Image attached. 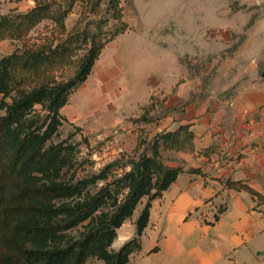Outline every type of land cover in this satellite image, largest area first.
<instances>
[{"label":"trees","instance_id":"obj_1","mask_svg":"<svg viewBox=\"0 0 264 264\" xmlns=\"http://www.w3.org/2000/svg\"><path fill=\"white\" fill-rule=\"evenodd\" d=\"M33 1L25 11L14 8L0 16V42L10 39L18 44L0 58V112L4 111L0 113V264H87L92 258L104 264H129L142 248L152 201L186 170L167 165L162 152H195L192 124L148 139L152 113L164 106V100L152 96L143 107L140 121L145 125L138 126L132 154L121 153L98 172L85 173L88 167L79 159L78 145L69 138L52 139L67 119L61 110L89 78L103 49L131 29L125 20V0ZM104 4L118 26L110 33H87L83 24ZM77 6L81 15L68 29L66 20ZM100 22L107 23L102 18ZM42 23L43 32L33 37ZM260 73L264 75V68ZM38 104L47 111L43 117L35 110ZM213 150L210 146L198 154L210 157ZM187 171L207 176L200 167ZM218 180L225 188L247 191L258 204L264 203V193L247 182ZM144 199L135 236L114 249L118 229Z\"/></svg>","mask_w":264,"mask_h":264},{"label":"crops","instance_id":"obj_2","mask_svg":"<svg viewBox=\"0 0 264 264\" xmlns=\"http://www.w3.org/2000/svg\"><path fill=\"white\" fill-rule=\"evenodd\" d=\"M119 36L106 45L89 78L76 88L75 99L80 106L88 104L97 110L118 98L124 108L137 106L140 101L144 107L154 96L150 90L167 84L175 92L180 85L174 75L179 68L171 74L159 73L144 83V69L134 62L135 57L138 48L146 45L157 51V40L123 42ZM143 91L147 92V98L139 99L138 94ZM167 96L159 99L164 100L163 108L152 114L163 111L162 117L166 116L164 120L170 126L155 134L190 123L196 151L162 152L167 165L186 170L162 197L152 201L142 248L133 253L129 264H264V203L258 204L247 191L225 188L218 180L220 177L243 180L264 193V125L252 119L256 103L241 95L228 111L221 109L212 115L206 109H198L195 114L192 107L181 116L170 117L168 114L178 107L175 103L167 104ZM156 120L155 117L148 124V132ZM210 146L214 147L210 157L198 154ZM192 167L202 168L207 176L188 172ZM145 201L118 229L114 249L135 236L136 220ZM87 264L104 263L92 258Z\"/></svg>","mask_w":264,"mask_h":264},{"label":"rangeland","instance_id":"obj_3","mask_svg":"<svg viewBox=\"0 0 264 264\" xmlns=\"http://www.w3.org/2000/svg\"><path fill=\"white\" fill-rule=\"evenodd\" d=\"M33 5L31 0H0V16L14 8L25 11ZM123 5L131 29L118 39L158 42L157 51L147 45L138 48L134 62L144 69V83L159 73L171 74L179 68L174 74L180 81L175 92L167 84L150 90L158 99L168 95L167 104L177 105V110L168 114L170 117L181 116L192 107L195 114L198 109H206L212 115L221 109L228 111L237 96L247 95L249 101L256 103L252 119L264 125V75L260 73L264 68V0H125ZM102 7V11L91 12L83 24L87 33H110L118 26L107 5ZM80 15L81 8L77 6L66 20L68 29L74 27ZM101 18L107 23H101ZM43 30L44 23L32 33L33 37ZM17 46L10 39L1 41L0 58ZM72 72L68 69L67 74ZM76 93L77 89L61 110L67 119L52 141L69 138V142L77 144L79 159L88 167L85 173L90 169L98 172L121 153L132 154L138 126L145 125L140 121L143 103L124 108L115 98L92 110L88 104L77 103ZM128 98L132 100L133 96ZM138 98L146 99L147 92L139 93ZM184 103L192 104L185 107ZM35 110L42 117L47 113L40 104ZM163 113L160 110L154 114L158 121L149 126L148 139L169 128Z\"/></svg>","mask_w":264,"mask_h":264}]
</instances>
